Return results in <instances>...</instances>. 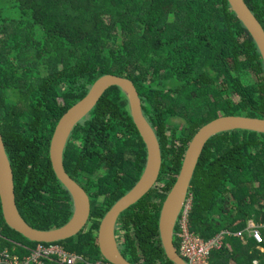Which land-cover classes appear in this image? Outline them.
Masks as SVG:
<instances>
[{"label":"trees","instance_id":"obj_1","mask_svg":"<svg viewBox=\"0 0 264 264\" xmlns=\"http://www.w3.org/2000/svg\"><path fill=\"white\" fill-rule=\"evenodd\" d=\"M244 1L264 28V0ZM3 2L12 11L0 7V131L21 216L39 230L70 220L73 200L52 167V136L100 77H125L158 138L162 167L156 186L121 214L118 246L132 264H174L161 243L159 217L193 137L218 117L264 119V61L251 34L228 0ZM146 160L128 98L113 86L77 124L64 156L65 170L90 197L88 223L55 244L88 263H108L98 246L100 223L139 181ZM187 198L190 229L204 239L223 230L247 234L250 220L263 223L264 133L213 136ZM261 233L260 245L248 235L246 244L227 236L210 264H264ZM38 244L49 243L11 229L0 201V251L23 258ZM174 245L179 253L176 234Z\"/></svg>","mask_w":264,"mask_h":264},{"label":"water","instance_id":"obj_2","mask_svg":"<svg viewBox=\"0 0 264 264\" xmlns=\"http://www.w3.org/2000/svg\"><path fill=\"white\" fill-rule=\"evenodd\" d=\"M228 2L251 34L264 61V28L261 23L244 0H228ZM113 86L121 88L128 98L133 121L146 145L147 160L136 185L120 198L103 217L99 226L98 245L101 255L110 264H132L120 252L116 236L117 223L123 212L139 202L156 186L162 167V154L155 131L143 113L139 93L134 83L128 78L112 74L100 77L87 95L63 116L52 136L50 143L52 167L58 180L67 188L73 200V214L65 225L51 230H39L30 226L21 216L16 204L14 173L1 131L0 201L7 225L32 242L65 241L82 230L88 223L91 213L90 197L86 190L65 170V151L77 124L93 110L103 94ZM233 130L264 133V119L234 115L218 117L201 127L187 148L180 173L162 205L159 217L161 243L167 258L174 264H186L174 245L175 228L188 200L191 181L205 145L213 136Z\"/></svg>","mask_w":264,"mask_h":264},{"label":"built area","instance_id":"obj_3","mask_svg":"<svg viewBox=\"0 0 264 264\" xmlns=\"http://www.w3.org/2000/svg\"><path fill=\"white\" fill-rule=\"evenodd\" d=\"M191 206V200H187L177 222L179 230L175 233L179 240V254L186 264H210L211 254L223 248L227 236L234 235L243 239L242 232L232 233L227 230L217 233L210 239L202 238L190 229L189 213ZM262 229H264V222L256 223L250 220L246 231L258 244H261L263 242ZM29 250L30 254L23 258L11 255L7 250L0 251V264H36L44 260L54 261L58 264H110L102 260L88 263L82 256L70 253L63 246L55 243L38 244Z\"/></svg>","mask_w":264,"mask_h":264},{"label":"crops","instance_id":"obj_4","mask_svg":"<svg viewBox=\"0 0 264 264\" xmlns=\"http://www.w3.org/2000/svg\"><path fill=\"white\" fill-rule=\"evenodd\" d=\"M98 232H99V230H98ZM237 233V232H236ZM246 233L247 234H245L244 232H243V234H242V237H243V239H241L240 237H236V236H234V235H231L232 237H235L236 239H239L240 241H242L243 242V244H246V242H247V238H246V236L245 235H248V237H250V238H252V236L250 235V233L248 232V231H246ZM230 236V237H231ZM258 244V243H257ZM260 245V244H259ZM257 246V248H259L260 250H263L262 249V247H260V246ZM99 246V245H98ZM10 253V252H9ZM11 254V253H10ZM15 254V253H14ZM14 254H11V255H14ZM16 255V254H15ZM18 255H20V254H18ZM17 255V256H18ZM48 261H50V260H48ZM51 262V261H50ZM54 262V261H53ZM257 263V261H254V264H256ZM36 264H44V261H42L41 263H36ZM77 264H81V263H77ZM83 264V263H82Z\"/></svg>","mask_w":264,"mask_h":264},{"label":"rangeland","instance_id":"obj_5","mask_svg":"<svg viewBox=\"0 0 264 264\" xmlns=\"http://www.w3.org/2000/svg\"><path fill=\"white\" fill-rule=\"evenodd\" d=\"M3 1H6V0H0V7L5 8L7 12H11L12 4L10 2H3ZM188 200H191V199L189 198ZM116 236L118 237V234H116Z\"/></svg>","mask_w":264,"mask_h":264},{"label":"flooded vegetation","instance_id":"obj_6","mask_svg":"<svg viewBox=\"0 0 264 264\" xmlns=\"http://www.w3.org/2000/svg\"><path fill=\"white\" fill-rule=\"evenodd\" d=\"M117 232V231H116ZM117 239H118V237H117Z\"/></svg>","mask_w":264,"mask_h":264}]
</instances>
